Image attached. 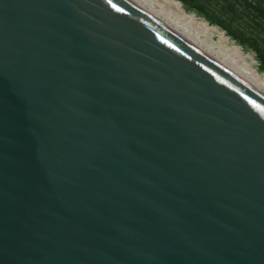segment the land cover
Here are the masks:
<instances>
[{"label":"water","instance_id":"1","mask_svg":"<svg viewBox=\"0 0 264 264\" xmlns=\"http://www.w3.org/2000/svg\"><path fill=\"white\" fill-rule=\"evenodd\" d=\"M0 264H264V97L127 0H0Z\"/></svg>","mask_w":264,"mask_h":264},{"label":"rangeland","instance_id":"2","mask_svg":"<svg viewBox=\"0 0 264 264\" xmlns=\"http://www.w3.org/2000/svg\"><path fill=\"white\" fill-rule=\"evenodd\" d=\"M172 1L179 3V8L170 4V12L186 18V23L194 28L200 29L205 24L212 29L207 34L210 43L232 53L240 48V61L251 65L258 75H264V0ZM220 33L225 41L220 39Z\"/></svg>","mask_w":264,"mask_h":264},{"label":"bare ground","instance_id":"3","mask_svg":"<svg viewBox=\"0 0 264 264\" xmlns=\"http://www.w3.org/2000/svg\"><path fill=\"white\" fill-rule=\"evenodd\" d=\"M127 1L264 97V75H258L251 65H246L240 61L241 49L235 48L232 53L231 50L227 51L215 43H210L207 34L212 29H208L205 24H202L200 29L194 28L191 24L186 23V18L184 19L169 11L168 6L170 4H175L179 8V3L172 0H163V2L158 0ZM219 37L221 40H226L223 33H220Z\"/></svg>","mask_w":264,"mask_h":264},{"label":"trees","instance_id":"4","mask_svg":"<svg viewBox=\"0 0 264 264\" xmlns=\"http://www.w3.org/2000/svg\"><path fill=\"white\" fill-rule=\"evenodd\" d=\"M262 15L264 16V13H262Z\"/></svg>","mask_w":264,"mask_h":264}]
</instances>
